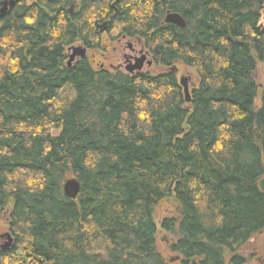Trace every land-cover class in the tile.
Instances as JSON below:
<instances>
[{
    "label": "trees",
    "instance_id": "1",
    "mask_svg": "<svg viewBox=\"0 0 264 264\" xmlns=\"http://www.w3.org/2000/svg\"><path fill=\"white\" fill-rule=\"evenodd\" d=\"M10 1L0 0V220L12 244L0 264H170L159 230L178 264H246L240 249L264 235L253 79L264 0ZM122 38L164 70L67 67L69 47L104 53ZM178 66L197 78L189 103ZM72 178L75 199L62 189Z\"/></svg>",
    "mask_w": 264,
    "mask_h": 264
},
{
    "label": "rangeland",
    "instance_id": "2",
    "mask_svg": "<svg viewBox=\"0 0 264 264\" xmlns=\"http://www.w3.org/2000/svg\"><path fill=\"white\" fill-rule=\"evenodd\" d=\"M262 21H264V10L262 13ZM118 41H116L115 43L107 44V46L104 48L105 50L104 53L87 51V59L89 60L91 65L94 68H100V66H103L104 68H108L110 65L117 66L119 63L125 62L124 56L125 57L137 56L138 52L143 47L141 43L138 44L134 40L131 41L129 39L124 38V39H119ZM129 45H132L133 50L129 48ZM74 46H80V45L76 44ZM137 57H139L140 59V56ZM143 69L150 71L151 73L154 74L162 72L164 70L162 67H156L153 64H151V66L148 67L146 63H144ZM182 77L187 79V85L189 91L194 86H196L197 78L195 74L191 70L183 66H178L176 71V79L179 81L180 78ZM253 79L257 86V97L255 99L254 104L256 108H259L261 104V97L262 95H264V63L262 62L255 63ZM170 209H171L170 204L164 205L161 208H159L156 211V215H155L156 222L159 223L161 218L169 214ZM4 221H5V217L3 216L0 220V247L7 242L6 238L4 237V234L7 233L6 227L4 225L5 223ZM170 240H171L170 236L163 233L161 230L157 232L158 250L162 253L164 258L170 264H178V260H175L176 256L168 251ZM263 240H264V235H259L256 238L251 239L249 243H247L240 249V253L247 259L246 264H259V262H261L262 253H263V249H262Z\"/></svg>",
    "mask_w": 264,
    "mask_h": 264
},
{
    "label": "water",
    "instance_id": "3",
    "mask_svg": "<svg viewBox=\"0 0 264 264\" xmlns=\"http://www.w3.org/2000/svg\"><path fill=\"white\" fill-rule=\"evenodd\" d=\"M10 4H12V0L10 1ZM5 10H6V3H4V6L1 9L0 15H3ZM164 22L174 24L179 28L185 27L184 19L178 14L168 13L164 19ZM106 30H107V23L105 22L100 26V32L102 33ZM67 52H68L67 67H70L71 64L73 62H75L77 59L87 58V50L82 46H71L67 49ZM144 60H145V57H142L140 62H137V64H135L131 67H127L125 69V72L128 74H134L133 73L134 71H140L142 69ZM151 64H152V61L146 62V65L149 67L151 66ZM171 71L174 72L175 69L171 68ZM179 85L183 89L185 101L187 103H189L190 102V91H189V88L187 85V79L184 77L180 78ZM62 189H63L64 195L67 198L75 199L77 197L79 191H80V185L76 179L72 178V179H68L64 182ZM4 237L6 238L7 242L3 246H1L2 249L8 248L12 244V239H11L9 233H5ZM4 237H2V238H4ZM193 264H195V263H193Z\"/></svg>",
    "mask_w": 264,
    "mask_h": 264
},
{
    "label": "flooded vegetation",
    "instance_id": "4",
    "mask_svg": "<svg viewBox=\"0 0 264 264\" xmlns=\"http://www.w3.org/2000/svg\"><path fill=\"white\" fill-rule=\"evenodd\" d=\"M122 39H124V38H122ZM131 41H133V40H131ZM134 41L136 43H138V44L141 43L140 40H138V39H135ZM129 48L133 50L132 45H129ZM137 56H140V59ZM137 56H128V57H125L124 56V59H125V62L124 63H119L117 66L110 65L108 67V69H111L113 71L125 72V69L127 67H131V66L137 64V62H140L141 61L142 57H145V60L143 62L142 69L140 71H134L133 73L147 71V70H144L143 68H144V63H146L147 61H152L149 53L142 47L141 50L138 52V55ZM152 64H153V62H152ZM100 68H104V67L103 66H100Z\"/></svg>",
    "mask_w": 264,
    "mask_h": 264
}]
</instances>
